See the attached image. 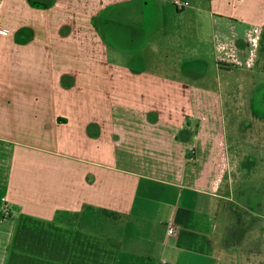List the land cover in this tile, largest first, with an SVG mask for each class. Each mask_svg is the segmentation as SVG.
Wrapping results in <instances>:
<instances>
[{"label": "crops", "instance_id": "crops-1", "mask_svg": "<svg viewBox=\"0 0 264 264\" xmlns=\"http://www.w3.org/2000/svg\"><path fill=\"white\" fill-rule=\"evenodd\" d=\"M188 1L0 0V264H224L219 156L192 141L207 98L161 71L234 68L264 0ZM138 24L151 70L107 48Z\"/></svg>", "mask_w": 264, "mask_h": 264}, {"label": "rangeland", "instance_id": "rangeland-1", "mask_svg": "<svg viewBox=\"0 0 264 264\" xmlns=\"http://www.w3.org/2000/svg\"><path fill=\"white\" fill-rule=\"evenodd\" d=\"M169 14L170 8H165L167 22H171L169 17L174 12ZM130 26L131 34L137 36L134 51L125 50L129 34L114 32L111 35V30L107 31L109 39L116 36L120 39L118 44L122 45L117 48L106 41L107 48L117 53L116 57H111L114 63L126 64L131 55L134 66L146 65L149 70L154 63H164L163 59L159 61L161 41L154 39L153 43H146L141 40L142 27ZM202 42L197 39V43ZM257 46L254 40H246V51L231 71L220 70L217 61L208 58L204 64H199L204 67L202 72L198 69L187 72L182 66H169L167 57L168 66L161 71L166 77L187 82L193 86V92L199 86L196 98L201 97L200 92L207 98L206 102L194 105L192 141L204 145L207 158L209 153L219 156L217 162L211 161L214 167L207 171L223 177L220 191L224 197L219 199L220 208L219 211L215 208V217L220 237L225 241L224 264H264V35ZM184 53L180 51L177 55L181 58ZM222 64L223 67L229 63ZM173 68L176 71H171ZM196 135L200 137L195 139Z\"/></svg>", "mask_w": 264, "mask_h": 264}, {"label": "built area", "instance_id": "built-area-1", "mask_svg": "<svg viewBox=\"0 0 264 264\" xmlns=\"http://www.w3.org/2000/svg\"><path fill=\"white\" fill-rule=\"evenodd\" d=\"M190 2L188 0H175V5L178 9H183L184 7L188 6ZM2 31H6L5 29H1ZM169 231L172 233L174 231V226L171 224Z\"/></svg>", "mask_w": 264, "mask_h": 264}, {"label": "trees", "instance_id": "trees-1", "mask_svg": "<svg viewBox=\"0 0 264 264\" xmlns=\"http://www.w3.org/2000/svg\"><path fill=\"white\" fill-rule=\"evenodd\" d=\"M103 211H104L105 215L108 217L116 218L118 215V213H116L114 211H110L108 209H104Z\"/></svg>", "mask_w": 264, "mask_h": 264}, {"label": "flooded vegetation", "instance_id": "flooded-vegetation-1", "mask_svg": "<svg viewBox=\"0 0 264 264\" xmlns=\"http://www.w3.org/2000/svg\"><path fill=\"white\" fill-rule=\"evenodd\" d=\"M255 41V44H256V46H257V41H258V39H254ZM260 40V39H259ZM257 49H258V46H257ZM227 66V67H226ZM229 66L228 65H225V66H223L222 68L223 69H226L227 71H231L233 68L232 67H230V68H228Z\"/></svg>", "mask_w": 264, "mask_h": 264}]
</instances>
